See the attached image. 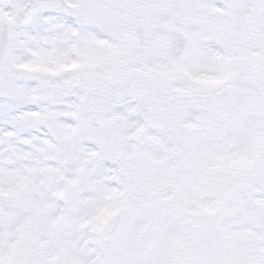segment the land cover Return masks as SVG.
Here are the masks:
<instances>
[{
  "label": "snow or ice",
  "instance_id": "obj_1",
  "mask_svg": "<svg viewBox=\"0 0 264 264\" xmlns=\"http://www.w3.org/2000/svg\"><path fill=\"white\" fill-rule=\"evenodd\" d=\"M0 264H264V0H0Z\"/></svg>",
  "mask_w": 264,
  "mask_h": 264
}]
</instances>
